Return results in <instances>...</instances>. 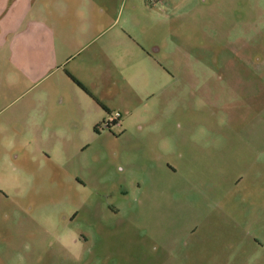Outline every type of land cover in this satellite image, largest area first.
I'll use <instances>...</instances> for the list:
<instances>
[{"label": "rangeland", "instance_id": "1", "mask_svg": "<svg viewBox=\"0 0 264 264\" xmlns=\"http://www.w3.org/2000/svg\"><path fill=\"white\" fill-rule=\"evenodd\" d=\"M111 3L108 34L160 49L172 100L150 110L160 74L128 55L148 111L113 110L97 131L56 128L55 108L49 128H0V264H218L220 240L235 237L248 255L236 264H264V0ZM91 37L63 42L44 83L67 79L64 62ZM39 89L7 113L30 103L36 120ZM151 176L166 194L146 191Z\"/></svg>", "mask_w": 264, "mask_h": 264}, {"label": "crops", "instance_id": "2", "mask_svg": "<svg viewBox=\"0 0 264 264\" xmlns=\"http://www.w3.org/2000/svg\"><path fill=\"white\" fill-rule=\"evenodd\" d=\"M111 1L0 0V128H49L51 122L56 128H100L106 121L105 116L113 110L122 109L129 116L148 111L149 101L150 110L159 102L165 108L170 104L173 84L178 79L170 76L165 71V63L155 56L164 54L156 45L143 46L144 43L126 29L117 28L108 34V27L117 18V5ZM88 36H92L90 40L71 51L78 54L63 64L71 75L67 74V79L61 78L55 85L44 83L46 69L59 63L56 54L61 52L63 42ZM96 38L97 44L86 45ZM81 48L84 50L79 51ZM128 55H137L138 62L146 69L160 74L147 80V86H151L153 92L143 105L138 102L141 94L137 89L138 78L128 72L131 63ZM36 84L40 85L36 120L31 121L30 103L21 106L16 115L13 111L7 113V107L28 94ZM51 108L57 109L54 119L49 115ZM159 113L171 114L168 110L156 111ZM121 121L122 118L116 117L113 123L119 128H134L122 125ZM151 128L158 133L164 126L155 124ZM153 178L151 176L150 189L146 191L166 194L167 189L154 190ZM217 206L222 208L221 200ZM164 241L165 245L170 242ZM220 243L223 252L215 253L218 264H236L238 257L248 256L239 254L243 250V241L236 237L220 240ZM191 245L200 249L195 243ZM214 245L218 244L215 242ZM161 264H165V260Z\"/></svg>", "mask_w": 264, "mask_h": 264}, {"label": "built area", "instance_id": "3", "mask_svg": "<svg viewBox=\"0 0 264 264\" xmlns=\"http://www.w3.org/2000/svg\"><path fill=\"white\" fill-rule=\"evenodd\" d=\"M109 120L114 121V120H115V116L110 115V116H109ZM104 124H105L106 126L109 125V121H106Z\"/></svg>", "mask_w": 264, "mask_h": 264}, {"label": "trees", "instance_id": "4", "mask_svg": "<svg viewBox=\"0 0 264 264\" xmlns=\"http://www.w3.org/2000/svg\"><path fill=\"white\" fill-rule=\"evenodd\" d=\"M72 77V76H71ZM73 78V77H72ZM74 79V78H73ZM81 87H83L84 88V86H82V84L80 83V82H78L76 79H74ZM106 121H104V123H105ZM96 131H97V128H94Z\"/></svg>", "mask_w": 264, "mask_h": 264}]
</instances>
